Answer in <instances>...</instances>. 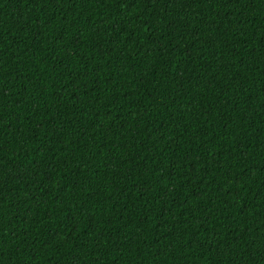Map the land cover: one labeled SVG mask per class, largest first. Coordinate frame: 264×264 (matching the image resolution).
<instances>
[{"label": "trees", "instance_id": "obj_1", "mask_svg": "<svg viewBox=\"0 0 264 264\" xmlns=\"http://www.w3.org/2000/svg\"><path fill=\"white\" fill-rule=\"evenodd\" d=\"M0 264H264V0H0Z\"/></svg>", "mask_w": 264, "mask_h": 264}]
</instances>
